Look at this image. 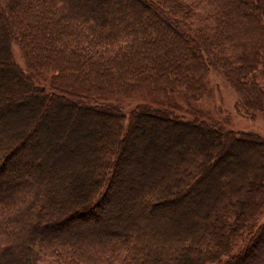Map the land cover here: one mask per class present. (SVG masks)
<instances>
[{"label":"trees","instance_id":"16d2710c","mask_svg":"<svg viewBox=\"0 0 264 264\" xmlns=\"http://www.w3.org/2000/svg\"><path fill=\"white\" fill-rule=\"evenodd\" d=\"M212 71L264 117V0H0V264L264 262V139L189 106Z\"/></svg>","mask_w":264,"mask_h":264},{"label":"rangeland","instance_id":"374dc122","mask_svg":"<svg viewBox=\"0 0 264 264\" xmlns=\"http://www.w3.org/2000/svg\"><path fill=\"white\" fill-rule=\"evenodd\" d=\"M12 54L15 61L20 66H22L23 65L22 54L16 44H12ZM119 99H120L119 103L122 106L125 105L126 111L129 110L131 106H135L137 103L147 102L148 100L147 98L140 95L132 96L130 98H119ZM238 100H239L238 93H236V91L229 85L226 79L219 72L212 71L208 76L206 93L196 102L190 103L189 106L192 105L197 107L203 114L206 115L204 116L206 120L211 119L212 121L217 122L219 125H221L223 130H233L236 132H251L257 134L258 136L264 139V117L260 114L256 115L255 118L244 116V114L235 107L236 102ZM181 105L182 106H180L181 109L179 111L185 113L186 110L189 108V106L183 103ZM186 116L188 117L189 115L186 114ZM43 125H44L43 123L38 124V126L41 127L42 132L41 131L38 132L37 135L40 137L49 138L50 133L48 131H46V133H43L44 130ZM175 138H177V136H175ZM58 141H61V138L58 139ZM64 154L65 151L60 150L57 153V156H54V159H51L54 168L55 167L57 168V165L55 164H58V162H60L58 164L59 166L61 165L68 166L70 164L66 159V155ZM46 156H48V154H46ZM61 156L62 158H60ZM133 167H135V165L128 161L124 167L123 174L120 175V178H125V174H126L125 171L128 169L130 170ZM80 168L81 167L77 166L76 170H81ZM50 175L52 176L53 179L55 177H58V175L55 174H50ZM130 177L133 178L134 181L132 180L129 183L127 179L125 183L126 188L128 187L130 189V186L135 187V185H133L134 183H136V185L139 187L141 182L140 179L142 178L138 174L135 175V173H131ZM128 205L132 207L131 210H134L136 207L135 204L128 203ZM195 208L197 210V208L199 207L196 206ZM262 219L264 220V215L261 218V220ZM89 224H94V223H92V221H89ZM260 264H264V262L262 261Z\"/></svg>","mask_w":264,"mask_h":264}]
</instances>
